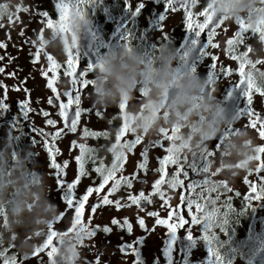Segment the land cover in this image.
<instances>
[{
  "label": "clouds",
  "instance_id": "1",
  "mask_svg": "<svg viewBox=\"0 0 264 264\" xmlns=\"http://www.w3.org/2000/svg\"><path fill=\"white\" fill-rule=\"evenodd\" d=\"M92 3L86 0L80 11L69 16L67 29L54 25L35 36L42 54L62 63L69 51L75 52L79 33L88 24L85 8ZM186 6L192 11L207 7L214 18H223L222 23L230 26L243 19L248 29V51L241 57L244 73L264 89V0H186ZM30 7L26 0H0V24L11 23ZM181 60L171 41L162 39L147 52L137 50L129 41L117 43L92 64L83 99L102 116L107 150L121 124L128 134L147 143L159 139L162 129H178L168 141L173 155L204 169L202 182L206 181L210 194L221 193L235 186L238 179L253 176L264 161V151L252 129L240 123L243 116L230 115L220 102L222 81L194 70H178ZM58 85L62 92L75 86L67 77ZM15 135L6 130L0 137V257H17L22 264L44 243L52 225L58 232L52 242L55 252L45 264H82L81 245L87 238L82 225L66 231L72 226L69 218L57 228L61 209L50 199L48 169L41 167L37 150L30 144H18ZM218 201L216 195H209L198 218L202 217L199 229L213 237L222 264H236L241 252L244 264H264V230L246 235L242 244L235 237L230 244L219 242L227 228L240 223L253 201H244L245 206L239 208L232 205L226 212ZM230 248L236 250L234 256Z\"/></svg>",
  "mask_w": 264,
  "mask_h": 264
},
{
  "label": "flooded vegetation",
  "instance_id": "2",
  "mask_svg": "<svg viewBox=\"0 0 264 264\" xmlns=\"http://www.w3.org/2000/svg\"><path fill=\"white\" fill-rule=\"evenodd\" d=\"M26 2L31 4L28 13L21 12L11 23L0 24V43L5 45L4 48H0V69H3V71H0V85L3 86L0 87V99L8 104V107L0 112V137L5 135L6 130L9 133L14 131L18 144H30L37 150L41 165L45 161L46 151L43 148V140L33 132L32 128L43 126L44 130L48 131L51 126L43 124L45 118L40 115L39 110L48 111L52 118L57 119V127H61L62 122L56 116L53 106L46 103V96L50 93V90H46L47 80L45 77L50 78V72L45 71V76L40 75L42 69L46 70L47 62L43 60L42 53L34 58L36 45L32 41L39 33V28L44 27V18L39 16V12H49L48 18L54 19L57 0H45L42 7L40 4L34 3L33 0H26ZM85 11L88 24L80 31L79 43L74 52L82 66V70L87 68L89 64L92 65L103 51L117 43L124 42L125 37L137 50L145 52L155 47L162 39L171 41L182 55L181 62L177 64L178 70H194L202 76L207 75L220 79L222 83L219 85V100L230 115L239 118V113L246 106V99L242 94L244 85L237 86V74L232 73L230 77L223 76L218 69L212 67L209 62L210 57L204 55L207 34L204 33L205 38L201 39L182 25L183 9L177 7V12L171 14L170 10L165 7V0H93V3L87 6ZM195 19L201 20L202 18L195 17ZM235 27L234 24L230 26L223 23V26L217 30V36L213 38L214 42L220 44L223 40L231 38V33ZM193 40L196 42L193 43ZM242 48L243 46H241V50ZM212 54L218 57L217 68L221 65L229 68L235 67L234 62L222 54L221 48L213 50ZM8 73H12V76H9ZM60 79H62V68L58 70L57 81L54 83L58 84ZM87 90L88 86L86 90H81L84 92V96ZM58 92L62 94L59 88ZM25 99H27L28 107L31 109L27 119L21 114L19 103ZM37 101L39 102L37 103ZM82 103L90 109L94 116L95 110L84 99ZM253 104L254 111L264 109V97L253 94ZM109 111L114 112L115 110L110 109ZM246 121V115L241 117L240 123L244 127H246ZM84 128H88L89 131H107L102 116L89 121L88 117L84 115V119L78 124L77 133H66L65 136L59 138L60 142L57 144L58 155L55 157L57 162L63 165V160L67 156L71 155L73 157L70 164L66 166L64 177H62L66 182H70L71 179L75 178L74 156L80 154L78 148L71 146L70 138H75L77 143L82 142L86 145V148L93 150L96 146H102L105 148L102 157L103 162L106 166L110 164L111 153L107 151L105 139L103 137H81L79 133ZM51 130L54 131L55 129ZM252 131L258 138V142H264L261 141L256 130L252 129ZM125 135L129 136L130 134L126 133ZM123 139L122 137L121 142H123ZM34 140L36 143L33 142ZM49 142L51 143L50 137ZM146 143L142 142L131 153L125 152L126 167L121 174L129 176L131 179L133 172H135L137 176L145 177V179H141L139 182L133 180L131 189L121 185L115 192L108 194L109 199L119 200L121 207L117 208L115 204L108 206L110 216L106 223H103L99 217L97 218L98 223H93V219L92 221L86 219L89 226L98 225L97 230L102 231L104 226L110 229L109 233L85 239L82 245L85 242L91 244L88 251V261L100 263L106 261L107 258L108 264H137V262L138 264H167V256L164 250L160 249V238L166 234H172V239L175 241V245L172 247V264H190V255L196 246H199L208 256V244L201 235L203 229H199V225L191 224V217L187 215L188 209L183 204L181 205V215L184 216L186 225L170 232L165 225L155 223L156 217L147 215L148 211H155L158 217L168 218L162 207L163 201L160 200L159 196L152 193L151 198L154 200L152 204L141 201L143 211L126 199L128 194L139 195L140 192H144L145 195H148L151 193V182L158 178V173L154 171L158 168V162L154 158L153 148H149V153L153 155L149 156L145 171L133 167L134 162H139L137 156ZM215 143L216 141H213V144ZM70 148H72L71 152H69ZM96 162L99 164L101 161L97 158ZM91 167L92 161L87 160L85 169L89 172V176L95 177V174L91 172ZM172 167L174 168V166ZM48 172L51 178L49 182L52 185L50 199L61 209V205H63L62 197L66 193L55 186V170H48ZM167 172L168 167L166 166ZM259 175L255 173L253 176H249V179L256 180L258 187ZM191 178L202 179V177ZM243 179L237 180L236 185L231 187L233 189L231 193L221 192L218 204L224 200L225 195H231L233 206L237 208L244 207L243 194L246 192L247 184L243 183ZM95 183H98V180L93 182L90 181L89 177H82V180L78 182L76 191L82 195L85 186L90 184L95 186ZM110 185L111 183L109 187ZM160 187L168 198V207L175 211V204L180 202L178 193L183 190L186 194V184L184 189L177 188L175 193L167 189L165 184ZM237 191L241 193L239 197L235 195ZM209 195L215 196V193ZM253 203L254 206L246 209V215L238 225H232L225 230L224 234L219 237V242L230 244L233 237H235L242 244L246 235H250L254 230H264V197L253 201ZM192 211L195 212L194 206ZM112 219H116L117 224L113 225L111 223ZM125 219L128 220L130 228L124 226ZM138 220H142L144 228L147 229H142L143 227L139 226ZM199 237H201L200 240ZM129 244H132V249L126 247ZM189 244L188 249L182 252V248ZM121 248L124 250L121 251ZM133 250L136 251V256L133 255ZM229 251L231 253L236 252L235 249L231 248ZM225 254L228 255V253ZM237 262L244 263V257H240Z\"/></svg>",
  "mask_w": 264,
  "mask_h": 264
},
{
  "label": "snow or ice",
  "instance_id": "3",
  "mask_svg": "<svg viewBox=\"0 0 264 264\" xmlns=\"http://www.w3.org/2000/svg\"><path fill=\"white\" fill-rule=\"evenodd\" d=\"M34 3L40 4L42 7L45 0H33ZM86 5V0H57L55 4V18L50 19L48 16L49 12L40 11L39 16L44 18V27L39 28V32H42L45 27H53L58 25L63 31L68 28L67 21L69 16L74 11H80V6ZM127 6V5H126ZM165 7L170 10L171 14L177 12V7L183 9L182 13V25L190 32L194 33L196 37L204 39V33L207 34V44L204 49V55L210 57L209 62L214 69H218L220 74L223 76H231L232 73L238 75V80H236L237 86L244 85L243 95L246 99L245 108L239 113V116H247L246 127L254 129L258 132L261 141H264V109L260 111H254L253 107V94H259L260 97H264V89L256 87L250 79H247L244 73V63L241 62V57L246 54L248 48L245 45V38L248 34L247 26L245 25L243 19L235 22V28L231 33V38L223 40L220 44L214 42L213 38L217 36V30L223 26V18H214L213 14L209 12L207 7H203L197 11H192L186 6V0H165ZM195 17H201V20L195 19ZM73 46H75L76 37L73 35ZM127 41V37L124 38ZM196 41L193 40V43ZM35 47L34 58L39 56L42 51L41 48L37 46V41L34 39L32 41ZM241 46H243L241 50ZM4 43H0V48H4ZM218 48L222 49V54L229 57L230 61L234 62L235 67L229 68L221 65L217 68L218 57L213 53V50ZM43 60L47 62V68L40 71L41 76H45V71L50 72V78H46V90H50V93L46 96V103L52 105L56 111V116L62 122L61 127H57V119L52 118L48 111L40 109V115L45 119L43 120L44 125L51 126L48 131H45L43 126L36 128L33 127V132L43 140V148L46 151V157L41 167H46L48 170H55L54 175L55 186L59 187L62 192L66 193L63 199V205H61V211L57 217V222L64 223L65 220L71 219V227H68L66 231L71 232L75 225H82V231L87 235V237H93L97 235L98 225L89 226L88 223H83L81 221V216L84 213L85 202L89 201L90 194H95L96 201H89L88 207L91 212H100L102 206L116 205L117 208L121 207L119 200L109 199L108 194L113 193L121 185L126 186L128 189L133 187V180L139 182L145 177L137 176L135 172L132 174L130 179L127 175H120L117 178L118 173H123L125 170V152L131 153L134 148L142 144V140L139 137L126 136V128L123 124L120 125V131L115 136V141L111 148L107 151L111 153L110 164L107 166L103 162V158L100 159V163L97 164V157L93 153V149L86 148L84 143H77L75 138H70V144L73 148H78L80 151L79 155L74 156L75 160V178L71 179L70 182H66L64 177L66 166L70 164L73 159L71 155L67 156L63 160V165L57 162L58 151L57 144L60 142L59 138L65 136V134H75L78 132V124L84 119L86 115L89 121L94 120L96 117H101V114L95 112L94 116L90 109L83 105L84 92L82 89L86 90L89 84L88 74L91 71L92 65L89 64L87 68L82 70V66L78 61L77 56L69 51L67 53V58L62 62L55 61L50 55L42 54ZM35 62V59H34ZM79 65V67H78ZM62 68V79L67 77L74 81L75 86L63 91L62 94L58 92L59 85L54 82L57 81V72ZM3 71V69H0ZM12 76V73H8ZM0 87H3L0 85ZM15 88V86H13ZM27 91V90H25ZM143 95V89L140 92ZM66 98V99H65ZM39 101H37L38 103ZM21 108V114L28 118V113L31 109L28 107L27 99L19 102ZM8 107L3 99H0V112ZM123 109V105L120 106ZM83 114V115H82ZM51 129H55L54 131ZM162 135L159 139L155 141H150L146 145L142 146V150L137 156V160L134 162V169L140 171L146 170V165L150 155L149 148L154 149V158L158 162V168L154 169L158 173V178L151 182V193L145 195L144 192H140L139 195L128 194L126 199L132 204L136 205L143 211L141 206V201H146L148 204L154 202L152 193H155L163 201V210L166 212V219H162L157 216L155 211H148L147 215L149 217H156L155 223L158 225H165L170 232H174L177 228L186 225L184 216L181 215V205L188 209L187 215L191 217L192 225H199L200 218L199 214L204 211V205L206 199L209 197L210 190L206 186V181L202 182V179H193L191 177H202L204 175V169L198 167L196 164H189L187 160L180 161L175 155H173L171 148L168 145V141L172 140L175 134L179 131L173 128L171 131L162 129ZM106 131H89L88 128H84L80 131L79 135L81 137H105ZM49 137L51 138V143L49 142ZM123 139V142H121ZM36 143V141H33ZM261 151H264V142L261 143ZM119 147V150L117 149ZM72 148L69 149V152ZM259 159V157H258ZM87 160L92 161L91 172L95 174V177L89 176V172L85 169V163ZM166 166L168 167V172L166 173ZM174 166V168L172 167ZM256 173L259 175V187L255 179H249V176H245L243 183L247 184L246 192L243 194V201H256L264 197V162H261L256 169ZM82 177H89L90 181H95L98 179V183L95 186H85L83 189V194H79L77 189L78 182L82 180ZM111 182L110 187L106 189L105 194H101V189L105 188V185ZM222 183V182H221ZM165 184L167 189L172 190L175 193L177 188L184 189L186 184V194L185 191H180L178 193L180 202L175 204V211L168 207V198L165 193L161 191V185ZM198 189V190H197ZM232 188L225 189V193H231ZM251 194V195H249ZM220 201V193H215ZM237 197L241 195L239 191L235 193ZM232 196L225 195L224 200L220 202L222 209L226 212L232 206ZM193 206L195 207V212L192 211ZM91 212L87 215V220L92 221L93 216ZM111 223L113 225L117 224L116 219H112ZM139 226L144 227V222L138 220ZM124 226L128 225V220H124ZM103 233H109L110 229L104 226L102 229ZM58 235L57 230L53 228L52 225L49 226V235L45 239L44 243L36 249L32 257L35 258L39 264H45V260L38 257V253H44L46 250V260L51 261L55 248L52 246L53 238ZM203 239L208 244V264H222L221 257L217 253L215 247L212 245L213 237L208 236L204 232H201ZM83 244V243H82ZM132 249V244L126 246ZM124 249L121 248V251ZM133 255H137L136 251L133 250ZM26 260V259H25ZM24 260V261H25ZM18 258L13 257L11 260L0 257V264H17ZM138 264V262H137Z\"/></svg>",
  "mask_w": 264,
  "mask_h": 264
},
{
  "label": "rangeland",
  "instance_id": "4",
  "mask_svg": "<svg viewBox=\"0 0 264 264\" xmlns=\"http://www.w3.org/2000/svg\"><path fill=\"white\" fill-rule=\"evenodd\" d=\"M121 174L122 173H118L117 176H119ZM110 183L111 182L106 184L104 189H101V194L106 193V189L109 187ZM89 201H91V202L96 201V196L94 193L89 196ZM89 201L85 202L84 213H83V216L81 217V221L83 223H87L86 222L87 215L91 212V209L88 207ZM86 210H88V212H86ZM91 214L93 216V223L99 222V220L97 221L98 217H99V219H101L103 221V223H106V221L108 220V218L110 216L109 211H108V206H102V210L100 212H98V213L91 212ZM62 227H63V224L57 222V228L59 229ZM142 229H147V228L143 227ZM101 234H103V232L101 230H97V235H101ZM88 238L89 237H87L86 239H88ZM200 239H201V237H199V240ZM173 245H175V241L172 239V234H170V235L166 234L162 238H160V249H163L165 252V255L167 256V261H168L167 264H172V247H173ZM90 247H91V244L88 242H85V244L81 246L82 264H87V262H89V264H108L107 258H106V261L100 262V263L88 261L87 257L89 256L88 251H89ZM105 253H106V251H105ZM106 255H107V253H106ZM37 256L42 257L44 260H46V250L44 253H38ZM189 260H190V264H208L209 257L206 255L205 251H203L199 246H196L194 248V250L191 252ZM18 264H19V261H18ZM22 264H39V262H37V260L35 258L31 257V258H28L25 261H23ZM236 264H244V263L243 262H237Z\"/></svg>",
  "mask_w": 264,
  "mask_h": 264
},
{
  "label": "trees",
  "instance_id": "5",
  "mask_svg": "<svg viewBox=\"0 0 264 264\" xmlns=\"http://www.w3.org/2000/svg\"><path fill=\"white\" fill-rule=\"evenodd\" d=\"M97 149H99L98 152H97ZM104 149H105V148H103L102 146H96L95 149L93 150V153H94V155L97 156V158L102 157L103 152H104ZM96 180H98V179H96ZM235 254H236V252H232V255H233V256H234ZM225 255H226V254H225ZM239 256H240V257H244V253H239Z\"/></svg>",
  "mask_w": 264,
  "mask_h": 264
},
{
  "label": "water",
  "instance_id": "6",
  "mask_svg": "<svg viewBox=\"0 0 264 264\" xmlns=\"http://www.w3.org/2000/svg\"><path fill=\"white\" fill-rule=\"evenodd\" d=\"M190 246V244L189 245H186L184 248H182V252H184V251H186L187 249H188V247ZM42 258V257H41ZM43 259V258H42ZM46 261V260H45ZM38 262V261H37Z\"/></svg>",
  "mask_w": 264,
  "mask_h": 264
}]
</instances>
